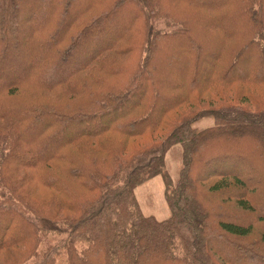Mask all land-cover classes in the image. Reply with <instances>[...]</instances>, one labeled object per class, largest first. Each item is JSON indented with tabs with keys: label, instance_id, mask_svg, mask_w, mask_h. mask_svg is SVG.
<instances>
[{
	"label": "trees",
	"instance_id": "1",
	"mask_svg": "<svg viewBox=\"0 0 264 264\" xmlns=\"http://www.w3.org/2000/svg\"><path fill=\"white\" fill-rule=\"evenodd\" d=\"M0 264H264V0H0Z\"/></svg>",
	"mask_w": 264,
	"mask_h": 264
},
{
	"label": "rangeland",
	"instance_id": "2",
	"mask_svg": "<svg viewBox=\"0 0 264 264\" xmlns=\"http://www.w3.org/2000/svg\"><path fill=\"white\" fill-rule=\"evenodd\" d=\"M12 102L20 101L18 99L10 100ZM203 122V121H202ZM199 122L196 127L201 128L209 125V123ZM166 169L174 181L181 167V149L180 147H172L165 156ZM135 199L141 210V213L152 216L157 220L166 219L169 216V210L164 199L163 182L160 176H157L143 183L135 190ZM62 239L61 235L50 236L49 240L57 243Z\"/></svg>",
	"mask_w": 264,
	"mask_h": 264
}]
</instances>
